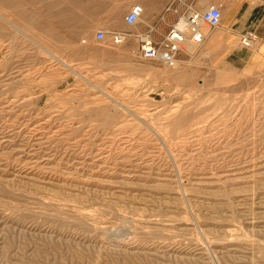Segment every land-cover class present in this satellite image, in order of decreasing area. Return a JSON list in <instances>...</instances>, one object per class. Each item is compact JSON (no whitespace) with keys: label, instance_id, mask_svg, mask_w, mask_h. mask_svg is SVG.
I'll list each match as a JSON object with an SVG mask.
<instances>
[{"label":"rangeland","instance_id":"1","mask_svg":"<svg viewBox=\"0 0 264 264\" xmlns=\"http://www.w3.org/2000/svg\"><path fill=\"white\" fill-rule=\"evenodd\" d=\"M134 2L0 0V264H264L257 45L142 59Z\"/></svg>","mask_w":264,"mask_h":264},{"label":"built area","instance_id":"2","mask_svg":"<svg viewBox=\"0 0 264 264\" xmlns=\"http://www.w3.org/2000/svg\"><path fill=\"white\" fill-rule=\"evenodd\" d=\"M195 0H171L164 9L160 19L164 21L165 13H172L176 16L174 22L170 23L168 30L160 36V39H154L152 33L155 32V26H151L145 33L137 34L139 43V56L142 59L157 60L167 67H173L176 64L177 56L184 51V45L187 40L194 44H201L205 40L202 26L208 28L219 27L221 21V10L218 6L209 5L205 10L197 12L194 8ZM144 12L143 5L134 2L124 14V22L127 25H135L139 22ZM181 20H186L184 29L178 27ZM107 36L111 43L120 44L125 39L122 32L97 30L94 34L96 40H104ZM257 40V35L252 31L243 33L239 42L241 46L250 48Z\"/></svg>","mask_w":264,"mask_h":264},{"label":"crops","instance_id":"3","mask_svg":"<svg viewBox=\"0 0 264 264\" xmlns=\"http://www.w3.org/2000/svg\"><path fill=\"white\" fill-rule=\"evenodd\" d=\"M170 1L171 0H135V2H139L143 5L146 14L148 13L151 15L149 20L151 23L162 13V11H164ZM209 2L210 5L217 4L222 15L219 25L220 30L215 34L217 36V44L219 46L229 47L228 49L231 48L230 53H232L233 50H238L240 48L239 43H237V46L235 47L233 45L239 41V38L243 33L247 31L254 32L257 35L255 43L257 44V47L255 50H252V47L247 48L251 49L249 51L248 61L253 52L257 53L259 58L257 62H255L254 67L255 69H263L264 49H261L260 47L263 46L264 48V0H209ZM170 16L169 19H166L165 17L163 27L158 29L155 28V31L159 36L164 34L168 30L169 24L175 20L173 15L170 14Z\"/></svg>","mask_w":264,"mask_h":264},{"label":"bare ground","instance_id":"4","mask_svg":"<svg viewBox=\"0 0 264 264\" xmlns=\"http://www.w3.org/2000/svg\"><path fill=\"white\" fill-rule=\"evenodd\" d=\"M144 9V8H143ZM144 13V12H143ZM141 19V18H140ZM140 21V20H139ZM185 26H186V20H181L180 22H179V25H178V27L180 28V29H184L185 28ZM204 27H206V26H202V29L204 28ZM209 32L210 31H208V33L207 32H205L204 30H203V33H204V35H205V41L203 42V44L207 41V39H208V36H209ZM211 33V32H210ZM216 38V36H211V40L212 41H214V39ZM185 44L186 45H188V48H194L195 46H201V45H203L202 43L201 44H194L193 42H191L190 40H187L186 42H185ZM257 44H254L252 47H254V46H256ZM194 46V47H193ZM55 57V56H54ZM58 57V56H57ZM56 57V58H57ZM59 60V59H58ZM62 60V59H61Z\"/></svg>","mask_w":264,"mask_h":264}]
</instances>
